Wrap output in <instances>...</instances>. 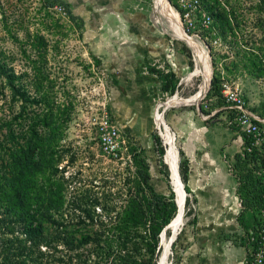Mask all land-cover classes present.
<instances>
[{
  "label": "rangeland",
  "instance_id": "1",
  "mask_svg": "<svg viewBox=\"0 0 264 264\" xmlns=\"http://www.w3.org/2000/svg\"><path fill=\"white\" fill-rule=\"evenodd\" d=\"M203 1L205 0H199L200 7L212 16L205 8ZM209 1L215 4L211 6L217 7L216 10L226 13V19L230 26L222 29L220 22H216L212 16L213 21L209 29L199 30L200 28L197 26L188 32L204 46L211 68L206 90L197 101L193 98L200 93L204 86V74L200 73L189 80L186 79L187 74L193 71L196 64L195 53L183 40L167 31L165 23L157 21L159 13L156 11L155 0H134L130 5L127 2L122 6V10L125 12H141L147 18L151 17L150 19L156 22L159 34L167 39L168 48H173L171 42H176L182 46L190 61L185 74L176 79V83H178L181 77L184 78L177 93L181 102L167 103L170 98L175 96L176 87L173 92L165 91L160 87L151 102L150 123L153 132L159 136L164 149V153L160 155L159 152L153 151L155 147L152 137L143 138L141 126L133 124L131 119H127L126 116L121 117L124 120L121 122L114 118L116 92L118 93L120 89L119 87H110L108 83L109 66L97 53L102 50L93 48L94 35L89 38L88 34L90 33L89 26L91 27L93 24L92 21L87 20V25H81L80 18L72 20L67 13L65 14L59 9V6L63 4L60 1H54L51 6H48L52 0H0L2 61L6 63L7 67H12L18 75L26 73L21 81L27 85L31 94L38 93L31 83L36 80L35 73L40 67V70L48 77L43 82L44 87L41 92L48 95L52 103H63L69 109L70 119L61 141L68 151L58 166L60 173L68 178L66 200L81 195L100 198L108 196L109 201L116 204V209H120L128 197V188L133 187L137 172L143 168L148 169L149 182L154 185L156 191L162 194L161 190H166V195L170 193V190L173 191V177L170 174L168 154L169 143L165 135H171L176 153L179 147L178 139L167 123L168 113L171 110L189 108L194 114L198 113L203 120L209 122L213 119H221L224 126L221 125L220 128L226 127L228 130L237 131V129H230L227 126L228 113L222 108L223 104L215 107V99L208 97L211 78L216 73L231 82L233 87H238L249 109H253L264 118V12L258 9L259 1ZM169 2L173 10L174 7H178L176 0H169ZM65 3L70 7L68 1ZM87 8L93 11L95 6L87 4ZM96 8L102 7L96 6ZM216 10L214 11L216 12ZM174 12L177 17L176 10ZM94 15L97 17V12ZM180 24L182 25V23ZM183 25L182 27L186 29L185 24ZM93 31L92 29L91 32ZM121 41L122 39H119L118 43ZM118 43L116 44L119 45ZM163 61V59H156L144 65V71L157 76L161 85H163L162 77L155 70L161 71L162 74L173 73L170 67L168 71L166 70V65H164V69L152 65L153 62L156 65H161ZM41 92L39 93L41 94ZM127 96L128 93L123 92V102L127 100ZM120 104L119 106L125 109L124 103ZM9 106L8 90L5 89L4 93L0 94V116L7 117L10 114ZM158 107L159 111H157ZM155 113L167 126L155 123ZM105 114L111 117L118 128L120 142L118 155L103 153L100 146L101 131L98 122ZM217 130L218 128L215 131ZM179 158L178 153V164ZM158 165L163 167L161 172L154 171L155 166L158 167ZM178 178V173H176L175 179L178 180ZM166 184L168 188H166ZM180 185L182 186L181 181ZM175 191L177 200L181 203L179 214L182 213V216L177 220L178 214L176 219H173L172 226L168 228L169 235L165 233V238L170 239L172 232H176L170 247L168 264L176 263L174 252L176 237L181 236L184 227L194 218L193 202L190 201L188 191H185L186 194ZM184 196L188 197L189 204L187 206L184 204L182 211ZM95 211L99 213L100 207L95 208ZM65 214L69 217L72 215V211L68 208ZM249 216L251 217L252 214ZM160 247L158 264H163V240Z\"/></svg>",
  "mask_w": 264,
  "mask_h": 264
},
{
  "label": "trees",
  "instance_id": "2",
  "mask_svg": "<svg viewBox=\"0 0 264 264\" xmlns=\"http://www.w3.org/2000/svg\"><path fill=\"white\" fill-rule=\"evenodd\" d=\"M258 1V9L264 12V0ZM60 2L69 17L76 19L69 5ZM203 2L222 29L230 26L225 12L216 10L209 0ZM155 71L162 77V89L173 92L174 73ZM25 74L7 67L0 52V94L8 90L11 109L7 117L0 116V264H158L160 234L177 212L174 192H157L149 182L148 169L143 168L120 209L108 196L66 200L68 178L58 166L68 151L61 141L69 109L63 103H52L41 92L48 77L40 67L31 83L38 93L31 94L21 81ZM208 97L215 99V107L224 104L217 73L211 78ZM154 137L162 155L161 140L156 133ZM243 137L244 145L250 142L248 135ZM257 154L256 149L244 150L233 164L242 205L255 209L262 206L264 194L250 167ZM179 157L178 172L187 191L188 165L181 150ZM185 204H189L188 197ZM68 208L72 211L69 217L65 214ZM165 233L169 235L168 229Z\"/></svg>",
  "mask_w": 264,
  "mask_h": 264
},
{
  "label": "crops",
  "instance_id": "3",
  "mask_svg": "<svg viewBox=\"0 0 264 264\" xmlns=\"http://www.w3.org/2000/svg\"><path fill=\"white\" fill-rule=\"evenodd\" d=\"M60 1L69 2L71 13L74 11L73 15L83 25H87V20L93 22L89 26L91 34L88 33L89 38L94 35L93 48L102 50L97 53L109 66L110 87L120 89L116 92L114 118L121 122L124 121L121 117L126 116L141 126L143 138L152 137L153 151L158 152L150 117L151 102L162 85L157 76L144 71V65L167 59L176 81L189 67L184 49L176 42H171L173 48L169 49L167 39L159 34L151 17L122 10L125 3L130 5L134 0ZM87 4L95 6L94 10L87 8ZM119 39L122 41L118 43ZM125 91L128 96L123 102ZM123 103L126 110L119 106ZM167 123L178 139V151L187 160L186 186L194 207L192 222L176 237L175 264H249L244 232L257 223L258 210L242 205L233 170L236 155L244 146L243 134L220 128L224 126L221 119L203 120L189 108L171 110ZM155 167V172L163 169L161 165L159 170Z\"/></svg>",
  "mask_w": 264,
  "mask_h": 264
},
{
  "label": "built area",
  "instance_id": "4",
  "mask_svg": "<svg viewBox=\"0 0 264 264\" xmlns=\"http://www.w3.org/2000/svg\"><path fill=\"white\" fill-rule=\"evenodd\" d=\"M169 2V0H167ZM178 7L175 8L179 21L185 24L186 32L195 29L207 30L211 27L212 16L200 7L199 0H176ZM170 4V2H169ZM59 9L63 13H67L65 5H60ZM184 26V25H183ZM153 66L169 70L171 63L169 60H164L163 64ZM172 68H170L171 70ZM184 78H180L175 84L176 94L178 87H181ZM221 95L224 99L222 108L227 111L226 124L230 128H235L241 134H246L250 137V142L243 146L241 153L245 150L251 153L254 149L258 152L257 158L250 163L253 168V173L259 178L264 187V118L257 115L246 105L245 99L241 90L238 87H233L231 82L221 77ZM159 111V107L157 108ZM100 146L103 153L109 155H118L120 142L118 140V128L107 114L103 115L99 122ZM258 210V221L256 224L248 227L244 232V242L247 249V263L263 264L264 262V194L263 203Z\"/></svg>",
  "mask_w": 264,
  "mask_h": 264
},
{
  "label": "bare ground",
  "instance_id": "5",
  "mask_svg": "<svg viewBox=\"0 0 264 264\" xmlns=\"http://www.w3.org/2000/svg\"><path fill=\"white\" fill-rule=\"evenodd\" d=\"M155 2L157 3V10L156 11L159 13V15L157 16V21L161 22L163 24L165 23L164 24L165 29H167V31H169L173 36H175L179 39L185 40L187 42V44L193 49V51L195 53L196 64L193 68V71L190 72L189 74H187L186 79L189 80L193 76H196L200 73L204 74V77H205L204 86H203L202 90L200 91V93L195 98H193L195 101H197L204 94L206 87L208 85V82L210 80L211 68H210V64L208 62L207 52L199 40H197L193 35L188 34L184 30V28L180 24L181 22H179V20H178L179 19L178 15L176 17V14H175L173 8L171 7V5L169 4V2L167 0H155ZM178 101L181 102V99L177 95H175L172 98H170L167 103L168 104L169 103H176ZM154 120H155V123L158 125L163 124L162 123L163 120L156 113L154 115ZM164 126H167V124ZM165 137L169 143L168 154L170 157V174L173 177V182H172L173 188L180 193L186 194L184 192V190L182 189V186L180 185L179 178H178V180L175 179L176 173H177L178 156L174 150L173 139H172L171 135H169V134H166ZM178 204H179L178 205V212H177L175 218H173L174 220L176 219V217L179 214V211L181 210V203L178 202ZM181 216H182V213L179 214L177 220L180 219ZM173 219H172L171 224L174 222ZM163 243H164L163 264H168V255L170 253V239H167L164 236Z\"/></svg>",
  "mask_w": 264,
  "mask_h": 264
},
{
  "label": "water",
  "instance_id": "6",
  "mask_svg": "<svg viewBox=\"0 0 264 264\" xmlns=\"http://www.w3.org/2000/svg\"><path fill=\"white\" fill-rule=\"evenodd\" d=\"M182 40V39H181ZM186 44H187V42L185 41V40H183ZM166 153V152H165ZM177 156H178V151H177ZM164 158H165V155H164ZM177 173H178V176H179V179H180V181H181V178H180V175H179V172H178V164H177ZM181 184H182V189L184 190V192H185V189H184V184H183V182L181 181ZM173 191H174V193H175V195H176V198H175V201H176V205H177V212H178V200H177V193H176V191H175V189L173 188ZM186 193V192H185ZM185 196H184V198H183V202H182V211H183V206H184V204H185ZM171 222H172V220L166 225V227L163 229V231L161 232V235H160V244H162V240H163V238H164V236H165V230L166 229H168V228H170V226H171ZM175 236H176V232H172V235H171V237H170V247H171V245H172V242H173V240L175 239Z\"/></svg>",
  "mask_w": 264,
  "mask_h": 264
}]
</instances>
